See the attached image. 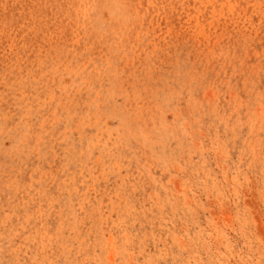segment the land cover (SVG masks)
<instances>
[{
    "label": "rangeland",
    "instance_id": "374dc122",
    "mask_svg": "<svg viewBox=\"0 0 264 264\" xmlns=\"http://www.w3.org/2000/svg\"><path fill=\"white\" fill-rule=\"evenodd\" d=\"M0 264H264V0H0Z\"/></svg>",
    "mask_w": 264,
    "mask_h": 264
}]
</instances>
